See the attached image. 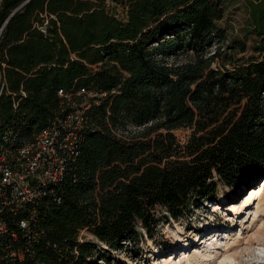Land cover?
<instances>
[{
  "label": "trees",
  "instance_id": "trees-1",
  "mask_svg": "<svg viewBox=\"0 0 264 264\" xmlns=\"http://www.w3.org/2000/svg\"><path fill=\"white\" fill-rule=\"evenodd\" d=\"M24 1L0 0V144L83 125L59 181L2 208L0 264H91L264 177V0L227 54L224 0H28L5 23Z\"/></svg>",
  "mask_w": 264,
  "mask_h": 264
},
{
  "label": "rangeland",
  "instance_id": "rangeland-1",
  "mask_svg": "<svg viewBox=\"0 0 264 264\" xmlns=\"http://www.w3.org/2000/svg\"><path fill=\"white\" fill-rule=\"evenodd\" d=\"M224 4L225 15L218 23L226 32L221 51L231 52L226 44L233 38L244 39L250 48L248 0H224ZM112 10L116 16L124 17L120 6ZM249 48L237 57L248 55ZM221 61L218 59L214 66ZM189 133V129L174 131L181 141ZM258 183L259 180L253 186L240 188L220 185L215 199L183 218L161 222L153 238L143 233L122 251L99 244L102 257L91 259V264H264V178L259 193L251 195L248 190H258ZM78 238L94 240L86 231H81Z\"/></svg>",
  "mask_w": 264,
  "mask_h": 264
},
{
  "label": "built area",
  "instance_id": "built-area-1",
  "mask_svg": "<svg viewBox=\"0 0 264 264\" xmlns=\"http://www.w3.org/2000/svg\"><path fill=\"white\" fill-rule=\"evenodd\" d=\"M84 92L83 88L79 91V93ZM63 94V90L59 89L58 95ZM82 125V108H75L63 117H59L53 125L41 129L32 141L17 147L9 144V132L2 135L0 235L7 228L1 216L3 207L16 208L33 202L43 193L44 187L59 181ZM28 224V220H21L19 227L26 230Z\"/></svg>",
  "mask_w": 264,
  "mask_h": 264
},
{
  "label": "water",
  "instance_id": "water-1",
  "mask_svg": "<svg viewBox=\"0 0 264 264\" xmlns=\"http://www.w3.org/2000/svg\"><path fill=\"white\" fill-rule=\"evenodd\" d=\"M28 0H26V1H24L19 7H17L14 11H12V13L8 16V18L6 19V21H5V23L8 21V19L19 9V8H21L26 2H27ZM5 23H4V25H5ZM3 25V26H4ZM264 177H262L260 180H259V182L263 179ZM250 189V188H249Z\"/></svg>",
  "mask_w": 264,
  "mask_h": 264
},
{
  "label": "bare ground",
  "instance_id": "bare-ground-1",
  "mask_svg": "<svg viewBox=\"0 0 264 264\" xmlns=\"http://www.w3.org/2000/svg\"><path fill=\"white\" fill-rule=\"evenodd\" d=\"M261 182H262V180H261V181L258 183V185H257V186H258V190H257V187H252V188L248 189V190H251V192H250L251 195L254 194L255 192H256V194H257V193H259V192L261 191V188H259V187H260L259 185H260ZM246 193H247V192H246ZM245 195H246V194H245Z\"/></svg>",
  "mask_w": 264,
  "mask_h": 264
}]
</instances>
